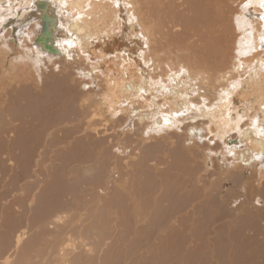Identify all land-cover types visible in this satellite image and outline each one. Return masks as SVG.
<instances>
[{
    "label": "rangeland",
    "instance_id": "1",
    "mask_svg": "<svg viewBox=\"0 0 264 264\" xmlns=\"http://www.w3.org/2000/svg\"><path fill=\"white\" fill-rule=\"evenodd\" d=\"M21 15L0 36L13 25L18 37ZM2 67L0 264H264V197L252 192L259 169L231 170L179 134L137 135L134 120L89 104L87 81L61 66L46 81L29 76L30 88L6 82ZM143 149V167L127 162Z\"/></svg>",
    "mask_w": 264,
    "mask_h": 264
},
{
    "label": "bare ground",
    "instance_id": "2",
    "mask_svg": "<svg viewBox=\"0 0 264 264\" xmlns=\"http://www.w3.org/2000/svg\"><path fill=\"white\" fill-rule=\"evenodd\" d=\"M45 1L58 17L50 39L56 54L36 43L41 31L35 16L38 0H0V28L22 13L18 37H13V25L0 36L6 82L34 87L30 77L46 81L49 70L61 66V72L87 81L89 104L108 106L116 122V117L134 120L137 135L143 136L145 129L179 134L233 163L231 170L259 169L252 192L264 197V0ZM251 9L256 10L252 18ZM17 38L19 52L13 45ZM110 40L118 43L111 51ZM10 50L17 53L8 61ZM93 84L100 86L95 90ZM86 125L84 132L92 133L94 123ZM146 150L134 152L136 158L127 162L143 167ZM62 218L55 219L54 229Z\"/></svg>",
    "mask_w": 264,
    "mask_h": 264
},
{
    "label": "water",
    "instance_id": "3",
    "mask_svg": "<svg viewBox=\"0 0 264 264\" xmlns=\"http://www.w3.org/2000/svg\"><path fill=\"white\" fill-rule=\"evenodd\" d=\"M36 8L37 14H35V16L40 20L41 26L40 34L36 39L37 45L42 42V46H44L48 52L52 54L59 53V50L54 46L53 41H50L55 31V27L58 25V17L54 15L52 16L51 10H53V8H51L50 4L45 0H38Z\"/></svg>",
    "mask_w": 264,
    "mask_h": 264
}]
</instances>
